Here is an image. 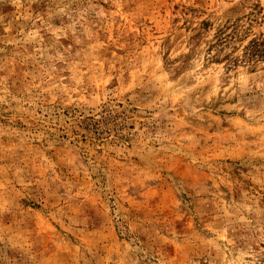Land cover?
Here are the masks:
<instances>
[{
  "label": "rangeland",
  "instance_id": "rangeland-1",
  "mask_svg": "<svg viewBox=\"0 0 264 264\" xmlns=\"http://www.w3.org/2000/svg\"><path fill=\"white\" fill-rule=\"evenodd\" d=\"M255 37L264 0H0V264H264Z\"/></svg>",
  "mask_w": 264,
  "mask_h": 264
},
{
  "label": "trees",
  "instance_id": "trees-1",
  "mask_svg": "<svg viewBox=\"0 0 264 264\" xmlns=\"http://www.w3.org/2000/svg\"><path fill=\"white\" fill-rule=\"evenodd\" d=\"M233 37L234 34L230 36V38ZM220 39L221 41L228 42V36H224V38H220ZM248 49L250 50V52H252V55L264 56V38L255 37L251 39Z\"/></svg>",
  "mask_w": 264,
  "mask_h": 264
}]
</instances>
